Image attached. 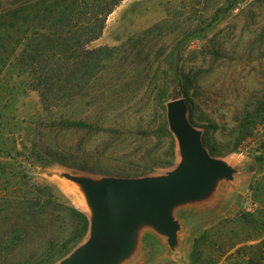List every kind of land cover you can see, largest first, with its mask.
Listing matches in <instances>:
<instances>
[{
  "label": "rangeland",
  "instance_id": "obj_1",
  "mask_svg": "<svg viewBox=\"0 0 264 264\" xmlns=\"http://www.w3.org/2000/svg\"><path fill=\"white\" fill-rule=\"evenodd\" d=\"M17 1L0 0V17ZM86 48L102 50L100 69L51 108L26 75L0 76V264H57L87 240L93 212L63 172L171 170L181 157L166 102L176 97L213 154L234 156L233 173L171 207L173 243L143 222L116 264H264V0H121ZM71 208L88 217L82 234Z\"/></svg>",
  "mask_w": 264,
  "mask_h": 264
},
{
  "label": "water",
  "instance_id": "obj_2",
  "mask_svg": "<svg viewBox=\"0 0 264 264\" xmlns=\"http://www.w3.org/2000/svg\"><path fill=\"white\" fill-rule=\"evenodd\" d=\"M166 118L181 158L165 174L108 175L95 180L62 173L82 185L93 215L87 240L57 264H116L130 252L136 228L143 222L166 233L173 243L179 223L171 207L205 196L218 178L231 176L233 168L208 150L201 130L189 119L185 98L166 102Z\"/></svg>",
  "mask_w": 264,
  "mask_h": 264
},
{
  "label": "trees",
  "instance_id": "obj_3",
  "mask_svg": "<svg viewBox=\"0 0 264 264\" xmlns=\"http://www.w3.org/2000/svg\"><path fill=\"white\" fill-rule=\"evenodd\" d=\"M120 1L24 0L11 3L0 17V76L7 70L26 75L45 108L78 95L86 88L85 78L94 76L100 69L102 50L86 46L101 35L107 15ZM62 125L92 127L84 121L68 119ZM205 144L210 152H215ZM70 210L75 221L80 222L79 233L87 231L88 217L75 208Z\"/></svg>",
  "mask_w": 264,
  "mask_h": 264
},
{
  "label": "bare ground",
  "instance_id": "obj_4",
  "mask_svg": "<svg viewBox=\"0 0 264 264\" xmlns=\"http://www.w3.org/2000/svg\"><path fill=\"white\" fill-rule=\"evenodd\" d=\"M231 157H234V156H230V158L229 157L223 158L222 160L224 161V163L230 164L234 160ZM233 162H235V161H233ZM77 174L79 176H86L90 179H93L91 176L86 175L82 172H78ZM60 178L64 179V182L62 183V185L66 188V190L68 192H70L72 194V196H73L72 198L74 199V201L77 202L82 207H84L88 212H90L91 207L88 204L87 196H86L85 190L82 187V185L78 182H75V181H72L68 178H65L64 176H62Z\"/></svg>",
  "mask_w": 264,
  "mask_h": 264
}]
</instances>
